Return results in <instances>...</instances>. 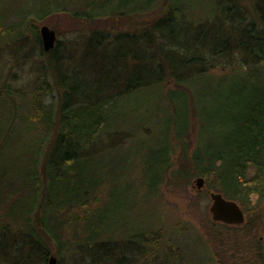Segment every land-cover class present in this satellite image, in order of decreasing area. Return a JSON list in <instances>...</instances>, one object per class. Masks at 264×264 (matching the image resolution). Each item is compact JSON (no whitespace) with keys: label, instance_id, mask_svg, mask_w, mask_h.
I'll return each instance as SVG.
<instances>
[{"label":"trees","instance_id":"16d2710c","mask_svg":"<svg viewBox=\"0 0 264 264\" xmlns=\"http://www.w3.org/2000/svg\"><path fill=\"white\" fill-rule=\"evenodd\" d=\"M86 1L14 12L11 25L0 12V42L19 43L0 52V264H171L161 261L169 251L174 264H189L178 260L173 227L103 235L116 212L103 205L105 166L121 163L110 156L121 147L140 149V133L153 146L138 155L145 193L202 178L207 191L242 207L264 203V0ZM157 7L135 32L90 33L76 68L59 43L43 52L39 30L26 23L62 13L73 24L122 25ZM32 43L42 62L20 85L21 69H4L28 59ZM246 254L232 262L263 264Z\"/></svg>","mask_w":264,"mask_h":264},{"label":"rangeland","instance_id":"374dc122","mask_svg":"<svg viewBox=\"0 0 264 264\" xmlns=\"http://www.w3.org/2000/svg\"><path fill=\"white\" fill-rule=\"evenodd\" d=\"M82 2L83 0H0V12L3 18L8 20V24L11 25L17 21L13 19L12 15L14 12L29 13L35 12L39 8H50L57 5L67 7L69 10L72 7L80 6ZM158 9L159 7L149 16H135L131 19V23L128 22L122 25H114L105 20L101 21V25L97 24V26L78 25L77 22L73 24L74 21L70 23L67 16L62 13L52 14L41 23L29 18L26 23L28 21L29 24L35 26L38 30L43 26L52 30L56 35V44L59 43L60 48L68 50L74 56L73 67L76 68L82 45L87 41L86 37L90 33L106 32L113 36L116 33L135 32L136 26H138L135 23L144 21V25L148 26L152 19L160 15L161 11L159 12ZM200 10L202 12L201 15H204V9L200 8ZM30 19L32 20L29 21ZM139 29L140 26H138L137 30ZM9 37L1 39V53L5 51L15 53L18 50L19 43H17V40ZM26 47L27 43H25ZM27 49L31 51V56L28 59L26 57L19 58L16 63L14 62L17 65L15 69L12 70L11 65H9L4 69L3 73L4 75H8V73L13 75L20 72L21 69L23 75H21L20 85H29L34 81L38 75H35L36 70H38L42 62L39 57L40 51L36 45L33 46L32 43ZM146 110L152 116H155L152 105ZM133 119L134 117H129L127 120L134 125H138L136 120L134 121ZM141 124L148 127L153 123L145 119ZM118 126L121 127L120 122ZM151 143V137L141 136L140 133H136L133 138V147L138 146L140 149L130 151L127 147H121L117 150L115 156L110 155L111 159L114 158L115 160L117 158L116 161L119 162L121 160V163L116 164L113 161V164L105 166L106 180L103 205L115 208L116 212L114 216H111L109 225L102 228V231H106L103 235L112 240H119L123 235L139 232L144 228L162 225L165 228H171L169 230L177 229L178 232L171 231V239L179 251L177 255L181 263L187 261L189 264H197L202 260L211 259L210 264H223L222 260L226 258L228 260L227 264H234L232 261H234L235 256L242 255L241 258H243L248 253L254 258L255 255H261L264 264V203L260 202L259 207L256 205L255 207L252 206L255 201L247 205V207H242L237 203L243 212L244 224L241 227H225L223 229V227H220L221 224L212 223L210 220L208 212L210 200L207 195L211 191H207L206 187H204L198 192L194 188L195 178L183 183L168 181L155 196L153 195L154 193L151 195L150 193H145L148 186H144L137 178L138 167L141 164L138 161V155L152 150L153 146ZM207 223L212 225L209 226ZM246 224L247 227H245ZM242 228L244 229L240 233L229 232ZM210 230L215 232L213 234L217 238V242L211 239ZM234 234H236L237 240L232 239L231 235ZM229 237L231 241H229ZM216 254H220L222 260ZM161 261L174 264V257L171 251L165 253ZM257 264L261 263L257 261Z\"/></svg>","mask_w":264,"mask_h":264},{"label":"water","instance_id":"95a60500","mask_svg":"<svg viewBox=\"0 0 264 264\" xmlns=\"http://www.w3.org/2000/svg\"><path fill=\"white\" fill-rule=\"evenodd\" d=\"M42 50L45 53L54 49L56 44L55 33L47 27H41L39 30ZM205 186V181L202 178H197L194 181V188L199 192ZM210 206L208 212L212 223L221 224L229 227H241L244 224V215L239 206L234 201H229L223 198L221 194L208 192ZM48 264H56L54 258H50Z\"/></svg>","mask_w":264,"mask_h":264},{"label":"bare ground","instance_id":"6f19581e","mask_svg":"<svg viewBox=\"0 0 264 264\" xmlns=\"http://www.w3.org/2000/svg\"><path fill=\"white\" fill-rule=\"evenodd\" d=\"M65 8H67V7H65ZM205 187V186H204Z\"/></svg>","mask_w":264,"mask_h":264}]
</instances>
